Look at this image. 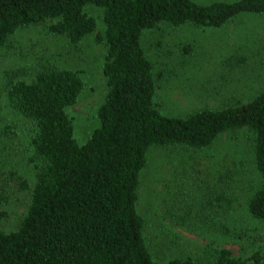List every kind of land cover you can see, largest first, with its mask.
I'll list each match as a JSON object with an SVG mask.
<instances>
[{"label": "trees", "instance_id": "1", "mask_svg": "<svg viewBox=\"0 0 264 264\" xmlns=\"http://www.w3.org/2000/svg\"><path fill=\"white\" fill-rule=\"evenodd\" d=\"M89 5L102 8L105 27L97 38L105 46L106 92L97 108L99 123L83 142L76 139L67 112L83 90L78 71L45 66L29 80L7 81L8 106L31 122L28 142L36 170L28 207L14 230L4 228L7 197L0 177V264H245L211 242L205 246L212 247V255L205 261L183 254L154 259L143 232L145 219L136 208L139 174L151 146L201 150L223 132L246 128L253 135L252 162L259 179L246 209L264 225V89L243 102L205 106L183 116L163 114L141 36L160 24L226 25L241 13H264V0H0V46L18 29L47 20L50 33L76 43L96 30ZM2 165L0 155V171ZM234 168L221 172L219 188L207 204L231 208ZM198 215L201 221L190 217L194 222L189 225L199 232L205 230L200 223L217 224ZM178 219L188 224L186 213ZM252 259L264 264L258 252Z\"/></svg>", "mask_w": 264, "mask_h": 264}, {"label": "rangeland", "instance_id": "2", "mask_svg": "<svg viewBox=\"0 0 264 264\" xmlns=\"http://www.w3.org/2000/svg\"><path fill=\"white\" fill-rule=\"evenodd\" d=\"M86 11L95 17L96 30L76 43L50 33L47 20L18 29L0 46V177L7 197L6 230L16 229L26 212L36 170L28 142L31 122L8 106V79L29 80L45 66L75 69L84 82L78 100L67 108L76 139L83 142L99 123L97 108L104 99L106 82L102 73L105 46L97 37L105 25L102 8L89 5ZM235 17L218 27L160 24L143 31L141 43L153 64L155 101L163 114L183 116L205 106L243 102L264 89V13ZM252 140V133L242 128L223 132L201 150L148 149L146 166L139 174L136 208L145 219L143 232L154 259L166 261L183 254L205 261L212 255V247L205 246L209 242L214 248H228L245 264H255V252L264 257V225L246 209L259 182L252 162ZM235 165L229 187L235 198L231 208L207 204L219 188L221 172ZM22 180L26 187H20ZM183 213L188 215V224H180L178 216ZM198 214L217 224L199 222L205 228L199 232L189 225L194 222L190 217L200 219ZM224 224L227 230L223 232Z\"/></svg>", "mask_w": 264, "mask_h": 264}]
</instances>
